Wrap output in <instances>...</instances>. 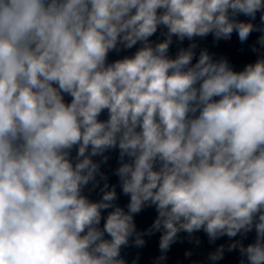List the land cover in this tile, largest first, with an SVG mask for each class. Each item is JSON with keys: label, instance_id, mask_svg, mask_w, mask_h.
I'll return each instance as SVG.
<instances>
[{"label": "clouds", "instance_id": "9594fccd", "mask_svg": "<svg viewBox=\"0 0 264 264\" xmlns=\"http://www.w3.org/2000/svg\"><path fill=\"white\" fill-rule=\"evenodd\" d=\"M0 264H264V0H0Z\"/></svg>", "mask_w": 264, "mask_h": 264}]
</instances>
